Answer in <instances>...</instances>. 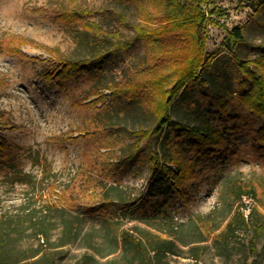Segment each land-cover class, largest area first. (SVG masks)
I'll list each match as a JSON object with an SVG mask.
<instances>
[{"label": "rangeland", "instance_id": "obj_1", "mask_svg": "<svg viewBox=\"0 0 264 264\" xmlns=\"http://www.w3.org/2000/svg\"><path fill=\"white\" fill-rule=\"evenodd\" d=\"M102 5L110 8L106 0H0V211L24 217L31 211L48 214L50 204L64 207L62 216L48 214L57 223L51 238L57 245L44 249L54 264H137L120 232L149 247L153 234L164 235L172 225L178 227V248L153 259L156 264H253L254 259L264 264V194L259 193L260 200L242 197L245 228L237 226V211L218 199L225 181L264 182V117L250 101L256 84L239 67L248 61V69L264 77V0H210L205 5L206 11L215 9L214 16L221 14L224 24L207 26L205 52L212 55L215 70L224 73L219 82L229 90L218 100L205 85L185 88L171 103L163 133L149 139L136 134L155 122L145 104L107 88L122 81L144 55L143 42L132 31L122 30L131 45L107 55L96 76L86 70L56 75L61 69L56 54L88 65L83 21L117 28L108 12L82 14L80 20L68 13ZM116 8L129 19L136 11L134 5ZM234 26H243L244 40L230 49L225 37ZM195 110L213 115L219 139L194 142L178 134L180 124L199 120ZM162 149L173 151L185 165L179 182L162 168ZM166 165L179 172L175 164ZM87 178L98 185L84 182ZM207 214L218 229L187 244L199 236L191 219ZM65 218L79 232L58 245ZM228 221L233 235L226 229ZM220 231L222 237L214 240ZM31 243H37L32 236L22 240L23 246ZM191 245L197 246V259L188 251ZM40 255L36 264H45Z\"/></svg>", "mask_w": 264, "mask_h": 264}, {"label": "trees", "instance_id": "obj_2", "mask_svg": "<svg viewBox=\"0 0 264 264\" xmlns=\"http://www.w3.org/2000/svg\"><path fill=\"white\" fill-rule=\"evenodd\" d=\"M110 8L104 5L95 9H80V11L71 10L68 13L71 17L78 20L82 14H94L97 12H108L111 19L117 22V28L106 30L100 24L94 21H83L82 38L89 50V57L84 59L88 65L80 66L74 62L66 61L63 57L54 55L55 60L61 64V69L56 74H69L72 70L92 71L96 76L99 67L103 64L107 55H114L119 50H124L131 45V42L125 38L123 29L133 32L134 38L140 39L144 45V55L140 62L133 67L122 81L118 83L111 82L107 85L111 93L118 95L126 92L132 97L140 98V102L145 104L144 108L154 118V124L148 129H138L136 134L140 138H151L160 136L169 120V108L173 99L181 97L183 90L190 88L193 84L205 85L210 91L214 92V97L218 100L221 94L228 92L227 86L219 82L224 73L215 70L210 61L212 55L205 52L207 40L206 28L209 24L224 26V24L215 15V9L206 11L205 5L210 0H106ZM118 4L134 5L136 8L134 17L129 19L123 12L117 10ZM226 46L233 48L236 44L243 42V26H234L227 29ZM23 54V53H22ZM34 60L32 58H29ZM254 63L256 60L253 61ZM239 67L244 72L248 80L255 82V94L251 98L257 107V111L264 117V77L259 76L253 70H249L248 61H240ZM264 68V62L261 64ZM214 69V70H213ZM138 72L139 75L136 73ZM50 75V73H45ZM146 85V86H145ZM146 87V88H144ZM197 110V108H194ZM194 111L197 120L194 124H180L179 135H184L194 142L199 139L213 141L220 138L219 130L213 123V115L204 116L199 111ZM264 128V127H263ZM171 130H168L167 134ZM164 136L163 143L167 140ZM163 148V147H162ZM0 149L2 145L0 143ZM164 162L162 168L170 175L174 182H179V178L184 175L185 168L182 162L174 157L173 151L162 149ZM154 163L159 162L158 155H153ZM175 164L179 172L173 173L166 164ZM87 178L84 182L94 184L96 179ZM98 185L97 183H95ZM94 184V185H95ZM259 193L264 194V182L262 179H233L225 181L219 191V202L229 210L237 211L240 228H245L246 222L243 211L240 207L244 206L242 197L252 196L260 200ZM106 199L112 201L107 195ZM121 198L118 197V200ZM116 206V205H115ZM126 206L120 203V208ZM50 212L58 213L62 216L66 211L64 207H59L56 203L47 207ZM48 214L40 212L39 214L31 211L24 217L20 214L13 215L8 212L0 211V264H36L34 259L41 253L45 264H54L51 252H46L45 246H56L51 241L53 228L57 226ZM200 218V217H199ZM192 226L197 229L198 237L187 242L190 244L196 241L204 240L212 232L218 229V224L214 219L205 215L202 219H191ZM209 224V228L207 227ZM231 221L226 224L230 235L234 234V228L230 226ZM61 239L58 245L74 239L78 235L77 224L70 218H65L61 223ZM178 227L172 225L170 230L164 235L153 234L155 238L152 245L146 247L142 239H132L127 236L126 231L120 232L122 241L133 249L137 257V264H156L153 259L159 260L167 253H175L178 248L176 240V230ZM30 230L27 234L26 231ZM113 230V229H112ZM116 232V231H115ZM204 232L207 234L204 235ZM224 231H220L212 237L214 240L222 237ZM32 236L37 240L36 245H22L25 236ZM251 249L255 251L253 243H250ZM264 249V246H263ZM192 258L197 259V246L191 245L188 249ZM153 252V253H151ZM47 253V254H45ZM253 264H257L253 260Z\"/></svg>", "mask_w": 264, "mask_h": 264}, {"label": "built area", "instance_id": "obj_3", "mask_svg": "<svg viewBox=\"0 0 264 264\" xmlns=\"http://www.w3.org/2000/svg\"><path fill=\"white\" fill-rule=\"evenodd\" d=\"M243 198H245V197H243Z\"/></svg>", "mask_w": 264, "mask_h": 264}]
</instances>
